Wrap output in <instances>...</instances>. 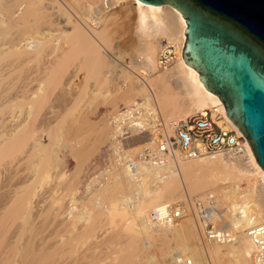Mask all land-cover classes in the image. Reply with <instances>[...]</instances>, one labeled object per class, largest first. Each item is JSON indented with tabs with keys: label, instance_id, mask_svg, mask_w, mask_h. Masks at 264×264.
I'll return each mask as SVG.
<instances>
[{
	"label": "bare ground",
	"instance_id": "1",
	"mask_svg": "<svg viewBox=\"0 0 264 264\" xmlns=\"http://www.w3.org/2000/svg\"><path fill=\"white\" fill-rule=\"evenodd\" d=\"M65 1H64V4H66ZM68 1H69L68 3L69 7L75 6L76 8H78L79 11L81 10V15L83 16V20L81 19L80 21H76L78 20L76 18L74 20L72 16L73 14L71 15V12H69V10L67 11V9L65 8L66 6H63L61 2L56 1V0H0V157L3 156L8 150L12 151L13 148L20 146L24 151L27 150V152L29 151L32 153H37V155L40 154V152L38 153V150L41 149L43 152L42 159L46 160L50 156V146L49 145L53 142L52 141L53 138H56L54 136H56L57 130L55 129L57 128H51V130L48 132V137H47L48 145L47 146L43 145L44 148L42 149V147L40 148V145H37L35 143L37 139L35 138V136H33V132L34 130L36 131L39 126L38 116L42 112L41 105L42 104L46 105V103H48L46 101L49 99L50 97L49 91H51L52 89H50L51 87L45 88L46 84H45V81L43 82V80H45L46 78L43 79L42 81L40 79L39 84L40 83L41 84L40 86H38L39 89H36V90L35 89L31 90L32 88L29 89V87H27V84H29V82H31L32 79H36L37 74H34V76L36 77H34L33 75H32L33 77H31L30 75L31 78H29L27 75L29 79H27V81L24 80L25 81L24 83L21 81L23 83V84L20 83L21 85L19 86L21 87L20 89L21 92L16 95L14 91L19 88L18 81L21 80V78H19V75H18L19 74L18 65H20L21 62L29 63L30 61H33L34 59L36 60V58L40 56L42 48L46 47L45 44L49 43L51 59L48 65V69L50 70L51 78H52L51 74H54L55 72L56 74L57 72L60 73L61 76L63 75H72V76L75 75L76 76L78 73L81 72L80 67L82 68V65H83L82 63H81V66L79 62L76 64H73L74 62L71 63V56L73 55V53L77 55L84 54L85 60L88 59V61L90 60L96 63L95 65L97 66L99 63V68L101 67L100 63L104 59V54L106 53V52L104 53V51L102 52L101 50L102 47L99 44L100 42H98L99 40L98 37H100L101 31L99 32L98 30L94 29L93 25H91L88 21V19H91L92 15L99 9L101 0H67V2ZM54 4L56 5V7H58L57 9L60 10L59 15L60 13H62L63 14L62 16H65L66 22L59 23V19L58 17H56L57 13L55 16L56 20H54V15L49 9L52 6H54ZM114 6L115 7L120 6V8H123L124 10L122 11L123 12L126 11L127 19L129 20L131 18V20L129 21L131 22L130 24H132V27L130 26L129 27L132 30L133 37L136 38V40L135 39L133 40L136 45H134L135 55L132 57L134 59L133 60L131 59L130 63L132 64L133 68L140 65V66H144L145 69L150 72L148 73V75H144V79H143L139 76L140 74L134 75L133 71L131 70L132 68H130L132 67L131 65L129 67L130 70L126 67L122 68L124 70L123 73H125L126 75L125 78H127L126 80L129 82L127 93H125L123 96H132V94L134 96V93H136V94H139V96L141 95L144 98L143 102H138L136 101L137 99L135 100L134 98L128 102L129 103L128 105L133 103V104H136L137 106H140L141 110L137 109L138 110L137 115L135 117L129 118V125L134 126L133 128L136 130V132H135V135H132L131 138L126 137L124 140H119L120 144H122V148L123 147L124 149L130 148L132 145H135L136 143L142 144V143L152 142L151 140L152 138L149 137L148 133L145 131L146 129L144 130L142 129L146 125L145 123H148L147 121L143 122V119L144 118L147 119L148 116L152 117V119H156V121H158L159 118L162 119L163 122L165 123L164 124L165 128L168 129V126L170 124L169 121L172 119H178V118L185 117L186 115H188L189 113L195 110H200L206 107H211V108L216 107L217 110H219V112L225 116L226 120L229 121V123L233 124L235 127L239 129V127L236 124H234L232 120L227 116L225 106L223 102L221 101V99L214 92L208 90L204 86L203 82L198 77V71L193 66L187 64L182 56V47L184 45V41L186 38V34L184 31L186 22L180 10H178L175 6L169 3L151 4V3H147L141 0H116V4ZM69 7L67 8L70 9ZM113 7L105 12L101 22L106 23L107 21L111 19V16H112L111 14H114V10H112ZM74 9H72V11H74ZM108 13L110 14L109 15L110 19L107 16ZM119 13L120 12H118L117 15H119ZM129 13H131V15H129ZM126 14L124 15L126 16ZM77 15H78V12H77ZM117 15L112 17L113 21L116 20L115 17ZM129 16L131 17L129 18ZM29 17H34L32 18V20L33 19L34 20L33 21L29 20ZM46 19H48L47 20L48 23L46 25L47 26L50 25V27L53 26L51 28L53 31L43 32L40 28L38 29V27L41 26L39 24L43 20H46ZM116 23L114 24L116 25ZM65 24H67V26H65ZM118 25L119 24H117L116 26ZM121 25L123 26L124 23ZM121 25L119 26L121 27ZM128 25L129 23L127 22V26ZM124 28L126 29L127 27H123V29ZM20 30L24 32V34H27V33L28 34L25 36L22 33L19 34L21 32ZM126 30L128 31V28ZM51 37L53 38L51 39ZM165 43H172L175 46V58H174L173 63L169 67L163 70L164 71L163 74L161 73L157 76H154L151 78V80H146L147 77H150L151 75L155 73L154 70H156L157 53L159 51V48ZM114 53H115L114 57L116 58L119 57V59L120 57H122V54H123L121 51H119V48H118V51ZM106 58L108 59V57ZM47 63H48V60H47ZM118 64L119 63L116 62L114 58H110V60L108 59L105 62V64L104 63L101 64L104 66L103 71H102L103 78L101 79L104 83L107 81H110V84H111L112 80L115 82L114 80L115 78L110 80L113 75L111 74L112 76L110 78L109 74L111 73V71L113 72L115 65H118ZM27 66L28 64L24 66V68H26ZM90 66L92 67V65ZM122 69L120 68L121 71ZM138 71L139 73H141V70H138ZM56 74L54 75V77L55 76L57 77ZM61 76H59V78H61ZM121 80L123 81L124 84L126 83L125 79H121ZM173 82H175L176 84H174ZM36 83L37 82H35V85ZM30 84L33 85L32 83ZM22 85L24 87H22ZM43 85L44 87H42ZM50 85L48 83L47 87ZM11 92H14L16 99L18 98L16 96L20 95V99L27 100L28 103L30 104L29 105L30 110L33 107L32 109L33 114L30 113L31 119L29 118L30 120L28 122H27L28 117H26L27 120L25 119L26 120L25 124L24 123L17 124L16 125L17 127H14L12 131L9 130V133L6 136L5 135V130H6L5 125H6L7 120H5V116H4L5 113H3V111L5 112L6 108H4L3 102L5 101V99L11 96L9 95ZM6 96H9V97H6ZM13 96L14 95H12V97ZM26 103L27 102H25V104ZM13 104L15 105V103ZM110 106H112V104ZM23 109L24 108H22V110ZM26 112L29 113L28 111ZM85 118L89 123L91 122L92 124L93 121L91 119L88 120L87 117ZM136 118L138 119L135 120ZM111 121L112 120H110V122L108 121L107 124H105L106 125L105 131L102 134L103 136L104 134L105 135L107 134L108 136L106 137L107 138L109 137L111 138V140H113V139H117L119 135V131L117 127L112 125ZM153 121L155 122V120ZM82 128L77 130L78 135L75 136L76 139L74 138L72 139L75 143L77 141H80V139L78 138L83 133V132L80 133ZM38 130H40V128ZM82 131H84V129ZM6 137L8 138L7 140H6ZM57 139H55V141ZM129 139H130V142L127 143L126 141ZM28 140H30V142ZM32 140L35 143L33 145H32V142H33ZM65 140L67 139L65 138ZM23 142H25L26 144L29 143V145L27 146V149L23 148V145H24ZM73 144L74 143H72V145ZM53 146L54 144L52 145L51 150H53ZM93 146L94 145L92 144V147L91 146L90 147L93 149ZM94 147H96V145ZM92 151L94 153L95 149ZM92 151H90L91 154H93ZM29 154L30 153H28V155ZM82 154L83 155L89 154L88 149L86 148L85 150H83V152L80 153V156ZM28 155H27V158H28ZM75 156L77 155L74 154L73 158H76ZM50 159L51 158H49V160ZM120 168L126 169V170L123 169V171L125 173L127 171L128 178L130 177V179H133V180L138 179L142 173L144 174L143 181L149 179V182H147V184L145 183L142 184L143 186L142 195L139 198L138 204L121 205L119 202L113 201L106 208L107 210L106 215H107L108 221L111 224L122 225L121 227H123V230L127 233V235L132 236L134 240L138 239L140 235L144 233L145 223L149 221L151 222L150 217H149V212L152 208H155L158 205L165 204L167 202H173L178 199L182 200L183 198L184 200L191 193H196L193 191H204L205 189L216 190L220 186L222 188L220 191H217L216 199L218 202V209L220 212L218 214H214V220H216V222L218 221L221 224V226L228 227L232 230V239L226 243L205 241L202 237L201 231L199 230L195 222L194 216L191 213H188V214H191L192 216L190 215L189 217H185L184 219L186 222V227H189V228L187 230L184 229V231H182V235H181L182 237L178 239L179 241L177 244L175 243L176 247H173L172 249L170 248L171 247L170 245L168 247V245L166 244V247H168V250L165 251L164 250L165 248L163 249L165 255L164 257L162 256L163 258H162L161 264H172L173 256L179 252L184 253L188 255L189 257H191L193 260V264H214L217 259L219 260L223 259L224 256L225 257L228 256V258L230 257V259L233 261L234 264H251L253 244L249 236L247 235L246 229L248 226L252 224L264 221V169L260 166L257 160H255L253 163L241 162V161H227L219 156L188 159V160L179 159L177 162H169L162 166H157V167L143 166L140 168V170L134 171V170H130L126 168L123 164H121L116 159V163L113 164V170H114L113 172H117L118 169ZM46 170H47V167H46ZM49 176L50 175L47 171L46 173L44 172L41 175L40 181H39L40 186L36 187V189L33 191L32 194H31V191L28 192L26 189H23L21 192L19 191L18 196H20L21 203L25 205L28 202L29 204L27 205L28 206L31 205L29 202L30 199L39 193L40 191L39 188L42 185H44L43 184L44 182L45 183L47 182ZM94 182H95V177L91 182L87 183L88 184L87 189L90 190V194H92V196H94L95 193L102 190V188H97V190H95L96 188H91ZM75 193L77 192L74 191L73 196L75 195ZM96 198H93V199L96 200ZM74 199H76L75 196H74ZM73 202L71 201L72 204ZM71 210H73V208H71ZM63 223L66 224L65 221ZM67 223L69 225V223H72V221L69 222L68 220ZM73 223L75 224V222ZM175 223L176 221L167 227H162L158 229H161V230L169 229L170 227L174 226ZM78 224L77 226L80 225ZM95 225L96 223L95 224L88 223L85 226L83 225L84 227L80 231H77L76 229L77 226L75 225V228L71 227L74 230L70 228L71 230H73L71 234H70L71 230L70 231L68 230L69 227L66 230H64V231H69V234H67V232L64 234L58 233L59 230L58 231L56 230L58 234H55L54 232L56 231H53L54 234L51 233V235L53 234V236L46 238V239H50L52 237L53 239L54 249L51 246L50 247L52 248L51 250H56L59 247H62L63 249V247H65L67 250V254L65 253L59 254V252H57L58 253V254L56 253L57 257H55L49 264H99L102 258L99 259L97 256L94 255L97 251L95 253H92L93 252L92 250H90L92 252H88L85 250H80V248L77 247L78 244L84 243L86 240L90 239V237L96 236L97 233H95V230H96ZM70 226H73V224ZM37 241H39V239ZM45 241L47 242L51 240H45ZM45 241L44 243H46ZM207 243L211 245H208ZM35 244L33 246H35ZM38 244L39 243H37L36 249H38V246H39ZM227 245H230V246L227 248ZM5 246H3V248ZM13 247H14V244H13ZM13 247L12 249L10 247L9 251L14 250ZM25 247H27V244L25 245ZM25 247H24V250H27L25 249ZM76 248L77 249L79 248V251L75 250V252L73 253L74 251L73 249H76ZM29 249L31 250V248ZM29 249L27 251H24V252H29L28 255H30ZM41 249H44L43 245H42V248H40V251H42ZM70 249L73 250L72 253L70 252ZM2 250L0 253V264H14L13 262L14 259L12 256L14 252H12L13 254L11 255L9 252L5 253V250L3 253ZM15 250H18L21 252L23 250V247H22V250L16 249L15 247ZM18 251H16V253H19ZM33 251L34 250L32 248L31 255L33 254ZM38 253H35V254H38ZM48 253H51V252H48ZM44 254L45 253H42L44 257L48 255V254L46 255ZM101 256H103V254ZM23 257L25 256L23 255ZM30 257L26 259L27 258L26 256V258H22V259H26V263L28 264H35L34 262H37L39 264L40 262L39 259L41 260L42 258V257L39 258L37 255L36 256L33 255L31 259H29ZM107 257L108 256H106V258ZM117 258L115 257L114 260H116ZM111 261H113V259ZM19 263H20V260H19ZM110 264H113V262H111Z\"/></svg>",
	"mask_w": 264,
	"mask_h": 264
},
{
	"label": "rangeland",
	"instance_id": "2",
	"mask_svg": "<svg viewBox=\"0 0 264 264\" xmlns=\"http://www.w3.org/2000/svg\"><path fill=\"white\" fill-rule=\"evenodd\" d=\"M56 1H59L61 2L63 6H66L65 8L67 9V11L69 10V12H71V15L73 14L72 16L74 20L75 18L78 19L76 21H80L81 19L83 20V16L81 15V10L79 11L78 8H76L75 6L69 7L68 6L69 1L67 2V0L66 1L64 0L67 5L64 4V1L62 0H56ZM52 7L49 9L54 15V20H56L55 16L57 13L56 17H58L59 23L66 22L65 16H62L63 15L62 13H60L59 15L60 10L57 9L58 7H56L55 4ZM67 7H69L70 9H68ZM72 9H74V11H72ZM53 10L55 11V13ZM112 10H114V14H111L112 21L109 17L110 14L108 13L107 16L110 19V20L108 19L109 20L107 21L108 23L101 22L99 25H93L94 29L98 30L99 32L101 31L100 32L101 35L100 37H98L99 39L98 42H100L99 44L102 47L101 49L102 52L103 51L104 53L106 52L104 54V59L100 63V66L102 67V69L101 67L99 68V63L97 66L95 65L96 63L90 60L88 61L87 58H86L87 60H85L84 54L77 55L73 53L72 55L73 57L71 56V63L74 62L73 64H76L79 62L80 66L82 63L84 67L83 65H82V68L80 67L81 72L78 73L76 76L75 75L61 76L60 73L57 72L56 74L55 72L54 74H51L52 78H54L52 79L50 77V70L48 69V65L51 59L49 43H47L48 45L45 44L46 47L42 48L41 53H40L41 57L38 56L36 60L34 59L33 61H30L29 63L21 62L20 65H18L19 67L18 75H19V78H21V80L19 79L20 81H18L19 83L18 87L21 84H23L25 81H27V79L33 77L34 74H37L36 75L37 78L32 79V81L34 82L32 81L29 82V84H27V87H29V89L32 88L31 90L39 89L38 86H40L41 84V83L39 84L40 79L42 81L43 79L46 78L45 80H43V82L45 81V84H46L45 88L51 87L50 89H52L51 90L52 92L49 91L50 97L46 101L48 103L45 102L47 106L45 104L44 105L42 104L43 106L41 105L42 112L38 116V120H39L38 129L40 128V130L37 129L36 131L34 130L35 133L33 132V136H35V138L37 139L35 143L37 145H40V148L42 147L43 149L44 148L43 145L44 146L48 145L47 137H48V132L51 130V128H57L55 129L57 130V132H56V136H54L56 138H53L52 140L53 142L49 145L50 146V156L46 160L42 159L43 152L41 149L38 150V153L40 152L42 156L40 154L37 155V153H32L29 151L27 152V150L24 151L20 146L13 148L12 151L8 150L3 156L0 157V247H1L0 253L2 249L5 250V253L9 252L11 255L13 254L12 252H14L15 255L14 254L12 255L14 259L13 260L14 264L17 261L18 262L16 264H23V263L28 264L26 263V259H28V257L37 255L39 258H41L43 256L42 253H45L44 255L46 254L48 255H46L45 257L43 256L42 258L44 259L42 258L41 260L39 259L40 261V262L38 261L39 264H49L55 257H57V254H58L57 252H59V254L61 253L67 254V250L65 247H63V249L62 247H59L60 249L58 248L56 250H51L53 248V239L52 237L50 239H46V238L53 236L54 233L64 234L67 232V234H69V231L73 229L71 227L75 228V225L77 226L78 223L82 227L78 224L79 226L76 227L77 231L82 230L83 227L88 223L89 224L96 223V225L99 226L97 227L95 225L96 227L95 233H97L95 237L94 236L90 237V239L86 240L87 242L86 241L84 242L85 244L82 243L83 245L82 244H78L79 246L77 245V247H79L80 250H85L88 252L93 251L92 253H95L97 251L94 255L97 256L99 259L104 258L103 260L101 259L102 262L100 261L99 264H110L111 262H113V264H161L162 258L165 255L164 250L167 251L169 245L171 246L170 248L172 249L173 247H176V244L179 241L178 239L182 237L181 236L182 231H184V229L187 230L189 228V227H186V222L184 218L189 217L191 214H185L184 216L178 218L174 226L170 227L169 229L161 230V229L154 228L152 222L149 221L145 223L144 233L141 234L138 239L134 240L132 236L127 235V233L123 230V227H121L122 225L111 224L107 219L106 208L111 204V202L116 201V202H119L121 205L138 204L139 198L142 195V187H143L142 184L144 183L147 184V182H149V179L143 181L144 180L143 173L139 176L138 179L133 180V179H130V177L128 178L127 171L126 173L123 171L124 168H120L118 169L117 172H113L114 171L113 164L116 163L117 157L113 154L112 151L109 153L108 148L112 144H114L115 141H117V139H113L114 140L113 141L111 140V138L108 137L109 138L108 139L106 137L108 136L107 134L106 135L104 134L105 137L102 134L105 131V127H106L105 124H107L108 121L110 122V120H112L111 123L113 126H115L114 120L116 119V115H118V113L120 112V108L122 107V105L129 104L128 102L133 98L135 100L137 99L136 101H140V102L144 101L143 100L144 98L141 95L139 96V94H136V93H134V96L133 94L132 96H123L125 93H127L129 82L126 80L127 78H125L126 75L125 73H123L124 70L122 68L126 67L129 70L130 68H132L131 70L133 71L134 75H138L139 74L138 70H140L141 67L143 68L145 67L139 65L140 67L137 66L133 68L132 64L130 63L131 59L132 60L134 59L132 57L135 55L134 45H136L133 41L134 39L136 40V38L133 37L132 30L130 28L132 27V24H130L131 22L129 21L131 20L130 18L131 16H129L130 19L128 20L126 11L123 12L122 10L124 9L120 8V6H116ZM76 11L78 12V15H80L81 17L77 15ZM118 12H120L119 15H117ZM124 14H126V16ZM115 15H117L115 18L116 20L117 19L118 20L117 21L114 20V21H116L117 23L114 22L112 18ZM129 15H131V13H129ZM32 18L34 17H29V20H32ZM47 20L48 19L43 20L39 24L41 26H39L38 29L40 28L43 32L53 31L51 29L53 26L50 27L49 24H48L49 26L46 25L48 23ZM127 22L129 23L128 26H127ZM114 23H116V25L117 24L121 25L124 23V25L123 26L121 25L122 27L121 28L119 25L116 26ZM65 26H67V24H65ZM123 27H127L128 31L126 30L127 28L126 29L124 28L126 30L125 31ZM21 33L24 36L28 34V33L24 34V32L22 31L19 34ZM52 38L53 37H51V39ZM118 48H119V51L123 53L120 59L119 57L118 58L114 57L115 55L114 52L118 51ZM106 57H108L109 60L110 58H114V60H116V62L119 63L118 65H115V68L113 69V72L115 74H112L113 76L111 74H109L110 76L108 75L110 78L112 76L111 79L109 78L110 80L115 78L114 79L115 82L112 80L113 83L111 81V84H110V81H107L104 83L101 80L103 78L102 71L104 67L101 64L103 63L105 64V62L108 60ZM47 60H48V63H47ZM25 64L26 65L28 64L26 68H24V66H26ZM90 65H92V67ZM130 65L132 67H130ZM46 68L48 71L46 70ZM120 68L122 69V71L120 70ZM19 69L21 70L22 74ZM37 71L39 74L37 73ZM44 71H46L47 73ZM161 73L163 74L164 71L161 69H158L155 71L153 75H151L150 77H147L146 80H151L152 77L157 76ZM55 74L57 75V77L56 76L54 77ZM22 75L25 77H23ZM27 75L29 78L27 77ZM59 76H61L62 79L59 78ZM115 76H119L118 78L126 80V83L124 84V86H120L119 82L116 81ZM50 80L52 81V83ZM54 80H56L57 83ZM35 82H37L36 85H35ZM30 83H32L33 85H31ZM48 83L49 85L50 84L51 85L47 87ZM173 83L176 84L175 82ZM22 87L24 86L22 85ZM42 87H44V85ZM20 89L21 87H19L18 89L14 91L16 95L21 92ZM14 92H11L9 94L11 95L10 97L6 96L9 98L5 99V101L3 102L4 108H6L5 112L3 111V113H5L4 114L5 120H7L6 125H5L6 126L5 127L6 136L9 133V130L12 131L14 127H17L16 126L17 124L19 123L25 124L27 120L26 117H28V120H27L28 122L31 119V114H33L32 113L33 107L31 106L32 108L30 110V107H29L30 104L28 103V101L25 99H20V95L16 96L19 98V99L18 98L16 99ZM12 95H14L13 96L14 98L12 97ZM25 102H27L28 104L26 103L27 104L26 105ZM13 103H15V105ZM6 104L7 106L9 105L8 106L9 108L6 106ZM24 104L26 105V107ZM111 104L112 106H110ZM22 108L24 109L22 110ZM26 111H28L29 113H27ZM85 117H87L88 120L91 119L93 121L92 124L91 122L89 123ZM151 119L152 117L148 118V123L152 124L155 127V125L157 124L156 119H152V120ZM83 120L85 123L83 122ZM153 120H155V122ZM80 122L84 123L85 125ZM80 128H82L80 133L83 132L84 135L82 133L79 138L77 137L78 139H80V141H77L75 143L72 139L73 138L76 139L75 136L78 135L77 130H79ZM83 129L85 132L82 131ZM64 137L67 140H65ZM131 137L132 136H130L129 138ZM7 139L8 138L6 137V140ZM55 139L57 140L55 141ZM69 139L72 141H70ZM28 141L30 142V140ZM66 141L67 143L69 142L70 144L69 143L67 144ZM126 142L127 143L130 142V139L127 140ZM35 143L33 141L32 145ZM72 143L74 144L72 145ZM23 144H24L23 148L27 149V146L29 145V143L26 144L25 142H23ZM53 144H54L53 150H51L52 149L51 147ZM92 144L94 146L96 145V147L93 146V149L91 148ZM138 144L139 143H136L135 145H132L130 148H125V149L134 151L141 145V144L139 145ZM85 147L88 149L89 154H85V155L82 154L84 157L82 155L80 156V153H82L83 150L86 149ZM121 147H122V144H121ZM94 149L95 151L93 153L92 150ZM89 150L92 151L93 154H91ZM28 153L30 154L32 153L33 155L32 154L28 155ZM73 153L77 155L75 156L76 158H73L74 157ZM27 155H28V158H27ZM49 158L51 159L49 160ZM78 164H80L81 166ZM46 167H47V170H46ZM46 171L49 173L50 176L48 177L47 182L46 183L44 182L43 183L44 185H42L39 188L40 189L39 193L30 199L29 202L31 205L28 206L27 205L29 204L28 202L25 205L22 204L20 200V196H18L19 191L21 192L23 189H26L28 192L31 191V194H32L33 191L36 189V187L40 186L39 185L40 177L44 172L46 173ZM94 177H95V182L92 184L91 188H96L95 190H97V188H102V190L99 191L100 193L99 192L95 193L96 196L95 195L92 196V194H90V190L87 189V186H88L87 183L91 182L94 179ZM221 189L222 188L220 186L216 190L205 189L204 191H193L196 193H191L190 195H203L207 191H212L217 195V191H220ZM74 191L77 192L74 195L76 199H74V196H73ZM91 196L93 198L97 197L96 200H94ZM73 200L74 202L75 201L76 202L74 203ZM178 200H175V201H178ZM71 201L73 202V204L71 203ZM71 208H73V210H71ZM68 220L69 222L72 221V223H69V225L67 223ZM64 221L66 222V224L63 223ZM73 222H75V224ZM72 224L73 226H70ZM68 227H69L68 229L69 231H64ZM78 227H80L81 229ZM56 230L57 231L59 230L58 233ZM73 230L70 231V234L72 233ZM53 231H56V232L53 233ZM51 233L53 234L51 235ZM38 239L39 241H37ZM44 239L51 240V241L46 242ZM44 241L46 243H44ZM36 242L39 243L38 244L39 246L41 245L40 247L38 246L39 250L36 249L37 248ZM13 244H14V247H13ZM26 244H27V247H25ZM34 244L35 246H33ZM166 244L168 245V247H166ZM207 244L211 245L209 243ZM42 245L44 249H41L42 251H40V248H42ZM3 246L5 247L3 248ZM51 246L52 248H50ZM229 246L230 245H227V248ZM10 247L11 249L13 247L14 250L9 251ZM15 247L16 249H19V250H22V247H23V250L20 252L18 250H15ZM24 247L27 250L31 248V250L29 249L30 255H28L29 252H24V251H27V250H24ZM32 248L35 252L33 251V254L31 255ZM64 248L66 251L64 250ZM79 248L73 249L74 251L70 249V252L72 253L73 251L74 253L75 250L79 251ZM4 250H2L3 253H4ZM16 251H18L19 253H16ZM48 252H51V253H48ZM35 253H38L39 255ZM101 253L103 254V256H101L102 255ZM16 254L21 257L17 256ZM23 255L25 257H23ZM14 256L15 257L17 256V257L15 258ZM106 256L108 257L106 258ZM31 257L29 259H31ZM115 257L116 258L118 257V258L114 260ZM22 258H26V259H22ZM112 259L113 261H111ZM19 260H20V263H19ZM34 263L38 264L37 262H34ZM231 263L234 264L233 261L230 259V257L228 258V256L226 257L224 256L223 259H220V260L217 259L214 264H231ZM251 264H252V259H251Z\"/></svg>",
	"mask_w": 264,
	"mask_h": 264
},
{
	"label": "built area",
	"instance_id": "3",
	"mask_svg": "<svg viewBox=\"0 0 264 264\" xmlns=\"http://www.w3.org/2000/svg\"><path fill=\"white\" fill-rule=\"evenodd\" d=\"M115 4L116 0H101L99 9L91 19H88L89 23L99 25L105 12ZM174 58V44H163L157 53L156 70L166 69L173 63ZM140 70L139 76L143 79L144 75L150 73L143 67ZM110 74L115 73L111 71ZM115 77L120 86H124L123 81L117 78L119 76ZM137 109H140V106L133 103L122 105L114 120L119 135L117 141L108 148L109 153L112 151L118 161L130 170L138 171L143 166H162L169 162H177L179 159L213 156H219L227 161L253 163L256 160L243 132L229 123L216 107L195 110L185 117L170 120L168 129L160 118L156 121L155 127L145 123L142 129H146L152 142L142 143L134 151L124 149L119 140L135 135L133 133L136 130L134 126L129 125V118L137 115ZM148 118H144L143 122H148ZM216 198L212 191H207L203 195H188L184 200L167 202L152 208L149 217L154 228L158 229L167 227L178 218L191 213L205 241L226 243L232 239V230L214 220V214L220 212ZM246 232L253 244L252 264H264V221L248 226ZM172 264H193V260L179 252L173 256Z\"/></svg>",
	"mask_w": 264,
	"mask_h": 264
},
{
	"label": "water",
	"instance_id": "4",
	"mask_svg": "<svg viewBox=\"0 0 264 264\" xmlns=\"http://www.w3.org/2000/svg\"><path fill=\"white\" fill-rule=\"evenodd\" d=\"M141 1L181 11L185 62L221 99L264 169V0Z\"/></svg>",
	"mask_w": 264,
	"mask_h": 264
}]
</instances>
